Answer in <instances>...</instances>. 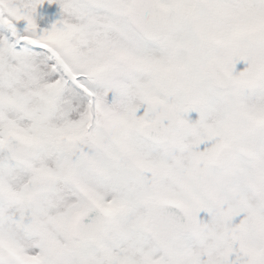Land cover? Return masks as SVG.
<instances>
[{
    "label": "snow or ice",
    "instance_id": "snow-or-ice-1",
    "mask_svg": "<svg viewBox=\"0 0 264 264\" xmlns=\"http://www.w3.org/2000/svg\"><path fill=\"white\" fill-rule=\"evenodd\" d=\"M0 264H264V0H0Z\"/></svg>",
    "mask_w": 264,
    "mask_h": 264
}]
</instances>
